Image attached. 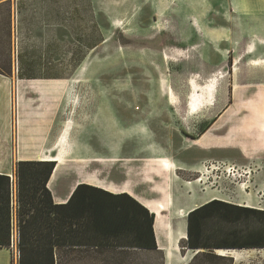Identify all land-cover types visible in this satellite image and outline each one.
Returning a JSON list of instances; mask_svg holds the SVG:
<instances>
[{
	"label": "rangeland",
	"instance_id": "obj_1",
	"mask_svg": "<svg viewBox=\"0 0 264 264\" xmlns=\"http://www.w3.org/2000/svg\"><path fill=\"white\" fill-rule=\"evenodd\" d=\"M14 59L20 77L69 90L54 136L68 120L65 182L127 180L161 202L157 239L179 238L174 264L194 252L179 236L190 207L264 209V0H14L0 4V73ZM210 83L211 101L190 112ZM8 114L14 138L17 107ZM232 250L234 264H264V248ZM17 257L15 244L0 249L3 264Z\"/></svg>",
	"mask_w": 264,
	"mask_h": 264
},
{
	"label": "trees",
	"instance_id": "obj_2",
	"mask_svg": "<svg viewBox=\"0 0 264 264\" xmlns=\"http://www.w3.org/2000/svg\"><path fill=\"white\" fill-rule=\"evenodd\" d=\"M55 165L16 163V226L11 179L0 174V248L15 244L17 264H165L152 212L127 192L87 183L55 203L47 186ZM181 246L196 251L185 264H234L218 250L264 248V209L208 200L187 213Z\"/></svg>",
	"mask_w": 264,
	"mask_h": 264
},
{
	"label": "crops",
	"instance_id": "obj_3",
	"mask_svg": "<svg viewBox=\"0 0 264 264\" xmlns=\"http://www.w3.org/2000/svg\"><path fill=\"white\" fill-rule=\"evenodd\" d=\"M3 3H8L13 7L14 0H0V4ZM1 68L2 67H0V69ZM8 69V73H0V113L5 109L8 110L10 124L12 105H15V107H17L18 118L17 130L15 131L14 138L10 126L9 128L0 126V174H6L10 176L11 179L12 224L13 226H16V163L20 160H47L44 159L45 156H51L57 153L59 149L57 144L62 131H64L65 124L56 140L54 139V136L56 128L61 123L60 117L62 116L63 99L65 96L64 91L66 93L69 92V90L68 88H64L63 90V79L20 77L19 65L15 59L9 63ZM1 124H4L3 120L0 121V125ZM55 162V168L47 183L55 203H65L77 184L87 183L114 193L127 192L153 214V208H157V202L154 200L147 198L139 192V194L130 193V190L134 191L135 185L127 183V180L119 185H110L109 183L101 182L100 180H97L96 182L93 179L82 180L77 177L65 182L63 175L60 172L62 166L65 164V158L61 162ZM56 174L57 179L52 184L53 178ZM58 185H60L62 190L57 189ZM195 207H197V205L193 208ZM155 219L156 216L154 214V235L156 234ZM176 235L177 233L173 236ZM156 237L157 234L155 235V238ZM178 240L179 238L176 242L173 241V245L169 244L162 246L156 238L158 248L164 252L165 264L168 262L169 254L177 247ZM0 249L3 250L4 248ZM175 252L176 251L173 250L174 257L170 264H174L176 258ZM192 256L193 254L189 257V260ZM0 264H3L1 260Z\"/></svg>",
	"mask_w": 264,
	"mask_h": 264
},
{
	"label": "bare ground",
	"instance_id": "obj_4",
	"mask_svg": "<svg viewBox=\"0 0 264 264\" xmlns=\"http://www.w3.org/2000/svg\"><path fill=\"white\" fill-rule=\"evenodd\" d=\"M252 51H253L252 49H248V52H252ZM254 63H256V64L257 63H263L264 64V59H256ZM204 89H205V92L207 93V95L209 97L206 96L205 98L200 99L201 95H199V94L198 95L195 94V95L189 97V99H188V108H189V111L190 112L195 113L200 108V106H202L204 104H208L211 101L212 95L215 92L214 83L208 84V86H206V87L203 88V91H204ZM203 91H202V93H204ZM64 127H65L64 128V131H62V133L60 135V138H59V142L57 144V146L59 148L58 151H57V153L55 155L45 156L44 159H47V160H55V161H60V162L64 160V151L63 150H64V146H65V141H66L67 133H68V130L70 128V124H69V121L68 120L65 122V126ZM158 161H160V163H161L162 166H164V167H167L168 166L167 165V160L164 157H160L158 159ZM163 208L164 207L161 204V202H157V208H153V212H154V214L156 216L155 226H156V222H158V220H159L160 211ZM191 208L192 207H190L189 209H191ZM187 211H188V209H187ZM186 212L183 213V214H181L182 216H180V217H183L184 218V226H181V228L184 227L183 228V232L186 231V225H185L186 224L185 218H186V215H187ZM179 236L180 237L183 236V237L186 238V235L185 234H179ZM173 240L175 242L177 240V237H174ZM226 250L229 251L232 254V256H234L236 258L237 253L234 252L232 250V248L226 249ZM219 254H225V252H219ZM167 264H170V262H168Z\"/></svg>",
	"mask_w": 264,
	"mask_h": 264
},
{
	"label": "water",
	"instance_id": "obj_5",
	"mask_svg": "<svg viewBox=\"0 0 264 264\" xmlns=\"http://www.w3.org/2000/svg\"><path fill=\"white\" fill-rule=\"evenodd\" d=\"M186 233V232H185ZM196 252V251H195ZM195 252L193 253V255L195 254ZM219 254V253H218ZM231 257H233L232 255H230Z\"/></svg>",
	"mask_w": 264,
	"mask_h": 264
}]
</instances>
